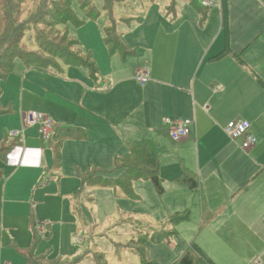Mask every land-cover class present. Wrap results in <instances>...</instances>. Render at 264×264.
Returning <instances> with one entry per match:
<instances>
[{
	"label": "crops",
	"instance_id": "obj_1",
	"mask_svg": "<svg viewBox=\"0 0 264 264\" xmlns=\"http://www.w3.org/2000/svg\"><path fill=\"white\" fill-rule=\"evenodd\" d=\"M213 2L205 6L202 0H149L145 18L125 13L120 22L134 26L121 33L116 19V29L132 49L130 56H140L141 63L122 78L119 65L127 58L109 52L111 70L105 74L99 65L96 78L88 69L71 66L61 73L33 70L45 82L23 85L19 110L22 117L29 110L42 111L61 131L68 126L82 129V138L61 143L64 156L70 151L76 153L74 159L110 160V166L87 163L81 169L85 172L111 168L115 157L127 152L128 143L151 138L161 154L164 188L168 185L169 191H175L170 199L176 200L165 211L151 208V215L189 213L198 221V231L185 246L194 241L216 264H264V0ZM197 7L207 16L203 18ZM105 28L99 30L102 37ZM144 65L151 68V79L141 85L133 77L135 69ZM101 116L114 122L105 123ZM171 118H193L192 134L172 140L167 125ZM237 118L251 123L250 131L258 139L255 146L244 149L226 133L227 124ZM104 130L119 145L110 146ZM139 134L146 136L136 139ZM21 142L9 155L8 166L13 167L20 161L15 162L17 151L25 150L4 189V226L9 215L27 218L33 212V197H21L25 180H34L37 187L45 183L39 180L44 172L56 180L61 177L50 159L44 161L39 143L27 146L37 149H29L24 139ZM40 145L44 148L43 142ZM38 168L43 170L38 173ZM182 170L197 178V189L175 180ZM17 242L11 243L17 251L29 246ZM69 244L71 248V232ZM6 249L0 242V260ZM81 251L83 259L91 254L88 249Z\"/></svg>",
	"mask_w": 264,
	"mask_h": 264
},
{
	"label": "rangeland",
	"instance_id": "obj_2",
	"mask_svg": "<svg viewBox=\"0 0 264 264\" xmlns=\"http://www.w3.org/2000/svg\"><path fill=\"white\" fill-rule=\"evenodd\" d=\"M148 1L128 0L115 6L114 13L115 18L119 21L118 28L120 32L127 33L134 26V24H130V27L128 23L120 22V18L125 13L133 14L140 20L142 17L145 18L148 6L144 5ZM94 3L101 12L97 20H86L80 26L59 25L57 27L53 23L45 27L42 24L39 25L38 29L46 28V30L63 34L57 28L63 31L69 27V32L80 41L83 49L92 48L93 51H91L97 66L100 65L106 74L111 70L109 53L114 54L113 56H119L120 59L122 55L119 52L111 53L109 48L106 47L104 35L103 37L100 36L99 30L102 32L103 28L109 25V20L107 13L102 9L103 1L94 0ZM42 6L44 8H41ZM37 7L41 8L40 11L46 12L47 0H27L26 4L23 5L21 19L23 21L29 20L37 11ZM73 9L79 18L85 20V14L77 2L74 4ZM3 17V13L0 12L1 31L6 26ZM47 18L50 22H53L50 17ZM54 22L59 23V20L57 19ZM26 30L25 43L29 46L28 49L35 51V24L27 23ZM110 36L115 43V34ZM134 56H128L124 62L121 59L119 78L128 74L133 66L139 64V62L141 63L142 58ZM33 70L37 69L27 68L22 60L17 59L14 72L0 82L2 90L0 101L9 110L8 113L0 115V142L5 138L14 137L13 135L18 131L21 132L20 136L15 137H19L20 142L21 139H24L25 148L37 149L27 146L39 143L44 161L46 162L47 158L50 159L53 171L58 170V175H61V177L56 180L53 176L50 177L48 173L44 172L39 180L45 183L37 187H33L34 180H25L21 197L27 196L30 199L33 197V202L36 203L32 208V220L31 215L27 218L9 215L4 226V219H2L4 189L9 176L17 169V165L22 163L24 157L22 154L25 153V150L23 153L21 150V152L17 151L19 153L15 154V162H18L19 158L20 161L13 167L8 165L10 162L9 155L14 150L8 154L6 159H0V167L4 172L3 179L0 182V242L4 248H8L3 251L4 258L0 260V264H26L25 257L11 245L15 241L22 245H29L27 247H35L37 256L48 255V261L53 264H171L185 249V241L192 239V235H195L198 231V221L189 216V218L175 223L173 217H164L163 214L151 215V208L156 207L160 212L165 211L170 204L176 203L175 199L173 201L170 199L171 192L175 191H169L170 188L166 185L165 191L160 194L150 180L139 179L133 183L136 196L129 197L120 186L105 181V178L120 177L123 170H116L114 173L104 172L103 178L97 180L94 185L87 182H84L83 185L82 180L85 179L87 172L81 169L87 163L92 165L101 163L103 166H110L108 165L110 160L106 158H93L95 160L74 159L73 156L76 153L69 151L68 157H65L64 155L67 153H63L62 150L60 164L55 166L53 162L54 147L51 142L58 140L59 137L54 136L51 140L44 141L39 127L26 126L19 110L21 109L23 85L29 88L32 83L45 82L40 73ZM111 82L115 83L116 80L112 79ZM47 84L52 87V83L49 81ZM99 119L110 125L114 122L110 117L105 119L101 116ZM119 129L122 130L121 127ZM145 136L139 134L136 139ZM104 139H110V146L119 145L115 143V137L111 132L104 130ZM18 140L8 143L15 144L19 142ZM40 142H43L44 148L41 147ZM6 145L7 143L0 145V153L6 150ZM57 146H60L59 142ZM114 168L113 160L112 167L104 169L111 170ZM36 170L40 173L43 169L38 168ZM76 170L79 172L76 173ZM35 183H38V181ZM31 222H34L33 225ZM7 227L12 229L11 232ZM38 227H42V230ZM170 231H175V233L168 234ZM35 232L37 238H34ZM70 232L73 236L71 248H69ZM77 248L79 254H73ZM81 249H88L91 254L89 256L85 255L83 259L84 251H81ZM71 260H74V263Z\"/></svg>",
	"mask_w": 264,
	"mask_h": 264
},
{
	"label": "trees",
	"instance_id": "obj_3",
	"mask_svg": "<svg viewBox=\"0 0 264 264\" xmlns=\"http://www.w3.org/2000/svg\"><path fill=\"white\" fill-rule=\"evenodd\" d=\"M27 0H0V12L4 15L6 26L3 31L0 30V82L7 78L9 74L14 72L16 60H22L27 68L49 69L61 73L66 67L85 68L89 70L91 77L96 78L99 72L93 53L90 50H84L80 41L69 32V27L60 30L63 34L39 28V25L48 27L51 24L69 26L82 25L86 20H97L101 12L94 3V0H47L46 12L37 11L29 20H22L23 5ZM102 9L108 14L110 25L105 28L104 41L111 53L119 52L124 58L132 54V49L123 38V35L117 32L116 18L114 15V6L119 2L126 0H102ZM78 3L80 9L85 14V20L78 17L73 9L75 3ZM194 2V1H193ZM226 0H223V3ZM195 3V2H194ZM203 18L207 16L206 11L197 7ZM47 17L53 20L50 22ZM59 20V23L54 22ZM34 23L36 27V49H28L25 43L26 24ZM111 34H115V43L111 39ZM2 90L0 88V97ZM9 110L0 101V115L8 113ZM58 140L52 141L54 147V165L59 166L61 158V143L66 138H82L84 131L74 127H64L61 130L57 128L56 135ZM6 139V138H5ZM4 139V140H5ZM19 137H10L1 144L7 143L6 150L0 153V159H6L8 154L17 146L22 145ZM13 140L19 142L9 144ZM58 142L60 146H57ZM155 142L151 138H144L128 143V150L125 154L115 157V168L108 170V173H114L116 170H123L118 178H105L106 182L120 186L125 194L129 197H135L133 183L139 179L150 180L157 191L162 194L165 191L163 180L160 176L161 159ZM85 179L82 180L90 185H94L97 180L103 178L106 170L94 167L86 171ZM4 172L0 167V182L3 179ZM178 183L188 186L190 189H197L199 181L196 177L190 175L186 170H182L181 174L175 179ZM189 217V213L178 214L173 216L175 223L183 221ZM32 220V214H31ZM32 225L34 222H31ZM35 226V225H34ZM169 233H175L170 231ZM34 238H37L35 232ZM19 252L25 257L26 264H53L48 261V255L37 256L35 247H18ZM145 257V255H143ZM171 264H216L208 257L198 245L192 241L183 252Z\"/></svg>",
	"mask_w": 264,
	"mask_h": 264
},
{
	"label": "built area",
	"instance_id": "obj_4",
	"mask_svg": "<svg viewBox=\"0 0 264 264\" xmlns=\"http://www.w3.org/2000/svg\"><path fill=\"white\" fill-rule=\"evenodd\" d=\"M205 6H211L213 0H202ZM134 80L141 85L146 84L151 79V68L147 65L139 66L134 71ZM24 123L29 127H39L41 137L44 141L51 140L56 135L57 124L50 115L37 110L26 111L23 114ZM195 124L193 118H174L168 119L169 135L172 140L178 142L190 136L193 132L192 126ZM251 123L245 119L231 120L225 131L228 136L234 140L239 141L244 149H249L257 144V137L250 131ZM21 132H16L13 136H20ZM42 230V227H38ZM253 264H261L256 261Z\"/></svg>",
	"mask_w": 264,
	"mask_h": 264
}]
</instances>
